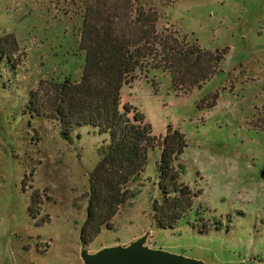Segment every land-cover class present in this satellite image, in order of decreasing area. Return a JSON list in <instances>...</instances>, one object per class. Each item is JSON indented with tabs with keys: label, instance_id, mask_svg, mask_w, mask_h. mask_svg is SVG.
I'll use <instances>...</instances> for the list:
<instances>
[{
	"label": "rangeland",
	"instance_id": "374dc122",
	"mask_svg": "<svg viewBox=\"0 0 264 264\" xmlns=\"http://www.w3.org/2000/svg\"><path fill=\"white\" fill-rule=\"evenodd\" d=\"M106 1L108 9L115 2ZM94 4L0 0V37L17 41L12 56L0 45V264H84L83 249L127 245L144 235L152 248L206 262L264 264V0L134 2V9L157 10L159 30L224 52L219 69L201 85L175 86L169 71L150 68L122 88L123 103L138 107L155 135L170 126L185 134L181 180L199 193L195 206L221 228L199 231L189 223L195 213L175 228L158 225L157 147L130 183L136 194L121 205L114 227L84 242L90 174L110 134L81 125L66 138L59 120L27 108L41 81L81 79V28ZM30 205L39 210L35 217Z\"/></svg>",
	"mask_w": 264,
	"mask_h": 264
},
{
	"label": "trees",
	"instance_id": "16d2710c",
	"mask_svg": "<svg viewBox=\"0 0 264 264\" xmlns=\"http://www.w3.org/2000/svg\"><path fill=\"white\" fill-rule=\"evenodd\" d=\"M125 1L122 5L115 0L108 9L106 0H93L96 4L89 7L81 28L80 46L86 54L81 79L41 81L31 92L27 109L59 120L66 138L81 125H93L110 134V142L90 174L88 216L81 230L84 242L93 241L104 227H114L121 205L136 194L130 183L145 170L150 149L157 147L161 149L158 171L162 192V198L154 202L158 225L175 228L195 213L196 219L189 221L194 228L201 232L220 229L218 222L206 218L201 206H195L199 193L181 180V159L188 146L185 134L170 126L165 135H155L145 114L123 103L122 88L137 78L138 70L150 68L169 71L175 86L201 85L219 69L224 52L205 50L185 36L159 30L156 9L143 5L134 9L139 0ZM16 43L11 34L0 37L1 49L10 56ZM185 72L192 73L191 78ZM218 97L219 93L215 94L213 104ZM29 211L34 217L39 212L32 205Z\"/></svg>",
	"mask_w": 264,
	"mask_h": 264
},
{
	"label": "water",
	"instance_id": "95a60500",
	"mask_svg": "<svg viewBox=\"0 0 264 264\" xmlns=\"http://www.w3.org/2000/svg\"><path fill=\"white\" fill-rule=\"evenodd\" d=\"M148 235L130 244L111 245L95 252L82 250L84 264H216L147 245ZM252 264V263H249Z\"/></svg>",
	"mask_w": 264,
	"mask_h": 264
}]
</instances>
